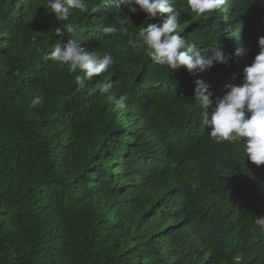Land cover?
I'll use <instances>...</instances> for the list:
<instances>
[{
	"label": "trees",
	"instance_id": "1",
	"mask_svg": "<svg viewBox=\"0 0 264 264\" xmlns=\"http://www.w3.org/2000/svg\"><path fill=\"white\" fill-rule=\"evenodd\" d=\"M46 2L0 0V264H264L254 222L264 216V166L239 142L212 140L193 95L198 80L213 104L242 84L264 36V0H227L208 19L176 0L180 34L232 56L196 74L130 48L146 26L138 6L87 0V13L63 23L115 64L83 89L48 59L61 22ZM117 15L130 17L128 36L99 31ZM35 95L42 103L31 108ZM109 96H126L125 106L113 110Z\"/></svg>",
	"mask_w": 264,
	"mask_h": 264
},
{
	"label": "clouds",
	"instance_id": "2",
	"mask_svg": "<svg viewBox=\"0 0 264 264\" xmlns=\"http://www.w3.org/2000/svg\"><path fill=\"white\" fill-rule=\"evenodd\" d=\"M111 0H105V4ZM129 5V13L135 14L139 10L146 14V26L140 27L134 37L130 36L127 43L136 52H143L158 66H166L174 73L185 69L189 74L202 73L211 69L215 64H227L231 55H226L223 47L217 44L210 49L198 47L190 43L180 34L181 10L176 6V0H121ZM227 0H186V10L193 18L208 19L220 10ZM233 6V3L230 5ZM45 7L55 14V19L61 26L55 28L53 35L61 38L48 56L50 61L59 67L67 68L69 74H74L75 83L83 89L93 77H98L108 71L115 64V58L109 52L102 56L96 52H87L83 42L74 31L71 23H63L70 19L74 10L87 13V0H47ZM225 8V7H224ZM223 8V9H224ZM118 13L122 9L117 7ZM227 13L228 10L224 11ZM118 23L108 24L99 29L106 36L129 35L132 22L129 18L116 16ZM163 17L162 22L160 18ZM157 20L156 23L148 21ZM72 34L66 42L64 31ZM259 53L252 54L248 61L252 63L243 69L241 85L229 84L227 92L213 104L209 85L203 81H196L194 102L201 110V120L208 129L209 137L216 143L239 142L243 145L246 159L253 165L264 166V36L258 38ZM242 54L237 49L235 56ZM111 83H104L99 91L108 93ZM114 101L113 110L125 106L126 96H120ZM42 103L41 95H35L29 107L35 108ZM259 226L260 235L264 236V216L255 218Z\"/></svg>",
	"mask_w": 264,
	"mask_h": 264
}]
</instances>
